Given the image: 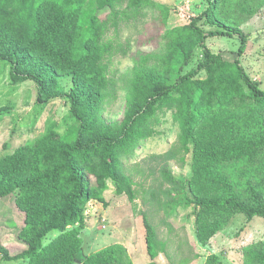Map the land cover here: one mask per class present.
<instances>
[{"label":"trees","instance_id":"1","mask_svg":"<svg viewBox=\"0 0 264 264\" xmlns=\"http://www.w3.org/2000/svg\"><path fill=\"white\" fill-rule=\"evenodd\" d=\"M89 1L0 0V62L10 64L15 82L36 83L39 105L66 99L78 123L60 142L41 134L0 159V206L13 200L25 214L18 234L22 250L11 253L0 235V255L26 264H76L88 203L96 199L107 205L102 195L110 183L118 196L136 202L135 181L127 175L125 161L161 134L158 127L168 112L179 129L168 159L185 166L193 153L192 186L212 188L217 196L181 195L185 182L166 165L161 173L170 187L161 191L164 199H156L165 213L174 216L180 207H195L199 235L210 211L264 218V89L241 64L248 48L244 32L207 33L198 26L205 19L215 21L219 0H208L209 8L188 29L171 27L169 9L152 0H93L97 8L85 11ZM148 10L161 12L163 49L137 52L130 71L120 79L111 76L112 60L128 53L119 40L122 26L148 16ZM216 36L240 39L233 61L207 47V39ZM198 45L204 49L203 61L182 74L179 60L187 62ZM203 70L206 81L198 78ZM63 76L72 79L68 91L59 82ZM121 88L126 93L124 119L109 122L102 111L119 98ZM143 222L148 264H158L167 244L146 214ZM52 234L57 237L45 245ZM82 264L133 262L122 245H113ZM245 264H264V242L246 250Z\"/></svg>","mask_w":264,"mask_h":264},{"label":"rangeland","instance_id":"2","mask_svg":"<svg viewBox=\"0 0 264 264\" xmlns=\"http://www.w3.org/2000/svg\"><path fill=\"white\" fill-rule=\"evenodd\" d=\"M169 9L171 27L188 29L193 19L209 8L208 0H152ZM98 4L90 0L85 11L96 9ZM139 20L123 25L119 40L128 47L127 55L116 56L111 63L112 75L120 79L134 67L137 52H160L163 49L164 25L159 20L160 11L148 10ZM207 33L217 30L235 29L246 34L248 48L241 57L246 73L260 83L264 89V0H219L215 21L203 20L198 24ZM207 47L214 54H221L233 61L241 41L237 37H210ZM204 59V49L200 45L193 50L190 59H180L181 73L198 69ZM200 81L209 76L206 71L199 74ZM60 84L68 91L72 86L69 76L59 78ZM119 98L104 106L102 116L109 122H121L126 111V93L119 89ZM38 87L33 81L15 82L11 76V66L0 62V159L21 145L34 142L41 134H50L53 141L76 129L77 121L72 115L71 104L66 99H57L47 105L37 103ZM88 113L84 117H88ZM161 134L144 142L134 156L125 161V170L134 181L137 200L132 203L126 194L118 196L115 187L99 200L88 203L85 216L86 229L80 234L83 244L76 264H82L90 255L113 245H122L133 264H148L151 258L147 252L146 229L143 216L146 214L157 230L159 240L166 242V250L159 253L158 264H245L246 250L252 245L264 242V218L250 217L233 210L210 211L202 221L199 235L195 207L178 208L174 216H168L156 199L164 196L170 186L164 183L162 169L167 165L172 175L185 182V191L190 199L216 197L214 189L195 188L193 178V153L187 156L182 166L176 159H168L167 154L178 143V126L171 112L162 115ZM191 147L194 143L191 142ZM181 203H183L181 201ZM24 213L12 200L0 206L1 242L16 253L23 246L18 237L24 226ZM57 234L45 240L49 244ZM0 264H26V261H7L0 255Z\"/></svg>","mask_w":264,"mask_h":264}]
</instances>
